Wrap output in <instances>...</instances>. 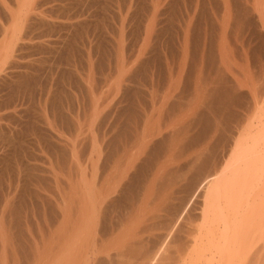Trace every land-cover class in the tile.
Wrapping results in <instances>:
<instances>
[{"label":"rangeland","instance_id":"374dc122","mask_svg":"<svg viewBox=\"0 0 264 264\" xmlns=\"http://www.w3.org/2000/svg\"><path fill=\"white\" fill-rule=\"evenodd\" d=\"M206 52L209 56L213 52L214 69L220 68L227 82L236 87L235 98L220 108L217 117L221 136L214 138L208 150L230 158L239 137L257 132L253 128L243 131L253 122L254 102L258 99L264 104V0H0V77H8L0 83V213L10 203L22 205L18 221L22 244L28 250L36 251L38 243L44 248L41 258L47 259H43L45 264H55L61 256L58 253L63 248L58 246L66 225L61 216L63 192L77 183L88 187L92 182L94 156L108 134L112 108L117 105L121 110L133 104L138 117L133 125L140 128L133 137L139 138L143 126L156 122L157 109L169 98H173L171 104L199 105L209 88ZM132 141L136 148L138 144ZM100 162L109 171L104 152ZM86 176L90 181L86 182ZM148 187L138 190L135 205L136 214L142 219L147 211L150 216L145 219L154 225V231L138 232L144 252L155 244L159 247L156 236L165 235L169 250L162 254L174 256L176 246L199 234L189 230L199 223L202 194L192 202L188 197L177 200L167 217L159 208L160 198L142 193ZM181 203L183 213L173 223L171 217ZM132 211L110 213L116 232L104 239L103 247L94 235V215L82 213L75 251L80 257L75 254V263L109 264L106 253L115 256L119 243L128 235L133 240L137 228L142 229L138 225L145 220L134 218L119 232L122 218ZM169 228L172 233L167 234Z\"/></svg>","mask_w":264,"mask_h":264},{"label":"bare ground","instance_id":"6f19581e","mask_svg":"<svg viewBox=\"0 0 264 264\" xmlns=\"http://www.w3.org/2000/svg\"><path fill=\"white\" fill-rule=\"evenodd\" d=\"M208 53L206 52V54ZM210 53L212 54L213 52ZM211 54L210 56L208 54L204 61L208 71L206 81L209 88L199 99V105L189 107L178 103V101L171 104L169 100L171 99L170 101H172L173 98H169L165 103L163 102L162 106L160 105L161 107L158 106L160 108L157 107L156 114L158 116L155 123L151 125L148 124L149 122L144 121L148 125L143 126L142 136L139 138L133 137L137 129H140H136L137 125H133L138 118L133 104H126L127 106L125 105L121 110L116 105L109 112L108 134L107 136L105 135L104 144L98 147L95 156L93 155L94 166L90 172L92 182H88L87 185L89 188L79 186L77 183V187H68L69 189L63 192V212L61 216L63 221L66 222L65 224L68 225H65L66 227L63 225L68 229V232H65L66 229L64 227L63 229L61 228V235L63 236L61 237L63 243L67 239L65 236L68 237L67 235L64 236V233L69 234L68 239H70L66 241V244H60L57 240V244L59 242L58 248L61 247L63 249H61L62 251L59 249L61 251V253H58V255L61 254L59 257L55 256V252L52 249L56 257V263L77 264L75 263V254L78 258L80 253L75 251L79 247L76 243L78 244L79 242L77 241H80L77 236H80L78 234V229L80 228L78 225L80 226L82 213L87 211L89 213L92 212V217L94 215L93 220L90 219V221L92 220L91 223H93L95 238H98L102 246L104 239H107V237L111 238L110 236L113 235V232H116L110 213L131 208L133 211L129 214L130 218L126 215L125 218H122L121 226L123 227L119 226L121 227L119 232H124L127 223L129 224L134 220L139 222L143 219L145 221L139 222L142 226L138 225L142 229L137 228L139 230L136 231L137 233L133 240H130V235H128L130 236L129 239L126 236L127 234H125L127 238L124 236V239H126L121 240L122 243H119L120 248L115 250L117 253L115 256L110 257V252L107 255L108 248L104 244L107 249L105 247L103 249L106 251L105 257L107 262H110L109 264H264V104L262 105L261 102H258V99L254 102L253 122L249 128L243 130L248 131L253 128L257 131L255 136L247 135L252 133L249 132L244 133V135L246 134L245 136L239 137L235 142V149L229 156L230 158L224 155L225 153L218 154L216 151L210 153L208 150L212 148L214 138L221 133L220 121L217 117H219L221 109L231 104L237 93L236 87L227 82L222 70L220 68L214 69ZM6 75L0 77V83L8 81ZM129 98L128 100L132 101ZM201 103H204L203 107ZM201 107L205 109L200 111ZM134 139L138 140L133 142ZM101 140L103 141V139ZM131 141L136 145L138 144V147L136 146L135 148L134 145V148H132L131 145L133 144L130 143ZM102 152L105 153L106 163L104 165L109 167V171L106 167L103 170L100 166ZM182 161L184 163H181ZM107 174L109 175V180L105 179L106 182L104 184L103 180L107 177ZM87 178L86 176V182L90 181ZM82 181L84 180L82 179ZM146 184L149 187L147 190L143 189L142 193H145L146 197L151 193L160 198L162 200L161 205L160 207L157 206L166 213L167 217L175 209L173 206L177 200H184V198L188 197L192 202L198 193L199 195L202 194L203 205L201 204L200 213L198 212L199 225L197 224V227L189 230L199 234L196 236L193 233L195 235L194 239H187L176 246L177 252L173 251L175 253L174 256L167 257L168 254L165 256L162 254L164 251L166 253V250H169L165 246V242L167 243L165 235L158 239V236H156L154 242L157 241L156 243L159 244V247L155 244L152 250L144 252L143 239H140L138 232H142V230L154 231V225L147 223L148 221L145 218L150 216L147 211V214L143 215V209H139L142 211V219L140 215L136 214L135 205L139 199H137L138 194ZM82 185H85V183ZM139 189L140 192H138ZM142 201L144 200L142 199ZM148 201L150 202V200ZM182 205V203L181 206L179 204L180 210H176L177 212L172 215L171 220L173 223L177 220L179 221L181 213H183L180 212L183 209H181ZM151 206L153 205L151 204ZM21 210L22 205L10 203L0 213V230L2 231L0 232V264H40L42 261L45 264L44 260L46 261L47 259L41 258L44 248L41 247L40 249L37 243L36 251H33L30 248L28 250V247L26 248L22 244L25 241L23 242V232L18 221ZM157 210L160 211L159 209ZM172 229L169 228L167 234L169 232L172 233ZM57 237H60V235ZM112 239L114 238L112 237ZM127 239L130 241H127ZM93 240L94 238L91 242ZM107 241L110 242L111 240ZM108 242L106 244H109ZM62 244L65 246L62 247ZM88 245L91 247L93 244L89 243ZM168 246L170 245L168 244ZM92 248L97 247L95 245ZM88 249L87 253L89 252ZM52 251L50 254L53 253ZM59 251L57 249V252ZM109 251H112V249ZM35 252L39 253L38 258H34ZM93 252L92 254L95 255L96 252ZM173 252L170 251V253ZM92 254L90 253L91 256H93ZM51 255L50 257H52ZM88 255L89 253L87 257ZM96 256L93 257L95 258ZM88 259L90 260V258ZM49 261L55 262V260ZM77 261L81 260L78 259ZM92 261L94 262V260ZM47 262L46 264H50Z\"/></svg>","mask_w":264,"mask_h":264}]
</instances>
